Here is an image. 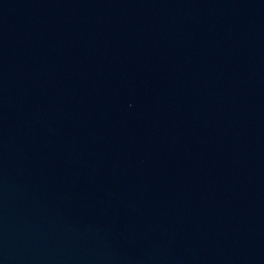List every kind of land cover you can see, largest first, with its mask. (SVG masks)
I'll return each mask as SVG.
<instances>
[{
	"label": "water",
	"instance_id": "water-1",
	"mask_svg": "<svg viewBox=\"0 0 264 264\" xmlns=\"http://www.w3.org/2000/svg\"><path fill=\"white\" fill-rule=\"evenodd\" d=\"M0 264H264V0H0Z\"/></svg>",
	"mask_w": 264,
	"mask_h": 264
}]
</instances>
